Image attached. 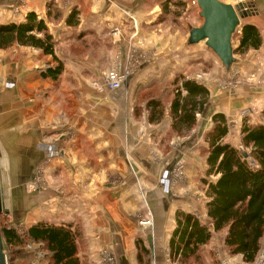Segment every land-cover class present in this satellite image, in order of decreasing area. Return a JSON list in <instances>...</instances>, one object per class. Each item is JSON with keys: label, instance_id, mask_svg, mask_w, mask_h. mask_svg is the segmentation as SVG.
I'll list each match as a JSON object with an SVG mask.
<instances>
[{"label": "crops", "instance_id": "obj_1", "mask_svg": "<svg viewBox=\"0 0 264 264\" xmlns=\"http://www.w3.org/2000/svg\"><path fill=\"white\" fill-rule=\"evenodd\" d=\"M178 1L185 5L180 17L167 14L170 9H179L177 0H0L3 24L23 21L30 11L46 20L56 41L57 59L64 65L63 73L54 81L41 75L46 67L58 64L53 56L21 46L19 50L27 55L21 57L24 61L19 64L18 56L12 61L0 52L1 81L5 84L7 101L13 97L10 91L14 93L16 85L19 104L23 106L20 117L23 114L27 117L33 96L34 106L40 111L37 115L41 117L34 120L39 134L37 143H26L30 146L23 152L15 147L13 153H8L14 180L10 187L16 203L14 209H24L26 219L37 204L44 214H49L54 203L62 211L61 217L70 218L66 216L69 212L71 222H81L84 227L82 247L89 264H103L105 251L118 264H140L136 246L142 228L138 224L140 216H151L152 220L144 231L151 261L168 264L177 213L181 208L191 212V202L181 200L172 191L170 180L175 161L164 156L158 159L155 154L160 140L157 137L170 129L169 109L157 123L149 122V112L141 116L133 113L137 91L154 81L163 86L165 79L180 71L188 56L190 60L198 58V45L189 43L190 29L201 26L203 19L189 0ZM224 1L234 5L239 1L254 3L255 15L242 20V24L253 23L258 27L262 45L252 48L244 58L235 56L236 62L231 67L221 61L212 73H207L205 81L210 91L207 108L197 113L198 127L189 136L180 137L175 152L188 150L194 144L201 146L203 120L208 126L218 113H225L233 122L235 133L242 128L244 113H250L253 122L263 120L264 0ZM50 3L54 4L52 8ZM73 10L79 13L77 24L67 22ZM71 45H77V49L80 46L81 52L71 51ZM14 63L19 67L16 81L12 73ZM115 67L126 80L121 87L110 90L102 83V72ZM25 68L38 74L34 82L39 88L34 95L29 93L33 86L25 81L24 87L18 86ZM237 74L244 77L238 80ZM220 78L224 79L222 88L217 84ZM94 83L102 85L97 87ZM1 100L0 113H8L5 122L12 127L18 118L10 107L6 111ZM52 120L64 122L67 127L62 125L55 131L47 127ZM226 140L238 144L230 135ZM49 158L54 159L52 163ZM37 170L55 176V185L62 193L53 191L47 183L41 186V191L30 192L28 184L34 182ZM190 177H194L191 171ZM24 192L27 196L23 201Z\"/></svg>", "mask_w": 264, "mask_h": 264}, {"label": "trees", "instance_id": "obj_2", "mask_svg": "<svg viewBox=\"0 0 264 264\" xmlns=\"http://www.w3.org/2000/svg\"><path fill=\"white\" fill-rule=\"evenodd\" d=\"M177 3L179 7L184 5L183 1L177 0ZM53 5L50 3L49 8ZM167 14L173 13L169 10ZM78 15V11L73 10L68 15L67 22L77 24ZM238 30L239 34H235L238 37L237 48L234 45V56L237 51L244 52L262 45V36L255 24L244 23ZM14 44L40 49L58 61L55 66L42 71L43 77L55 81L63 73L64 65L57 59L54 36L50 34L46 20L34 11L28 12L20 22H0V50ZM175 78L167 85H173L170 93L156 81L146 86L149 89L145 90V87L137 93L141 98L144 92L150 91L146 97L148 100L145 99L146 109L150 111V123L162 120L168 102L172 123L169 131L188 132L197 124V113L205 111L210 91L203 83L188 79L181 73L176 74ZM213 122V127L206 134L208 147L203 150L207 156L208 169L205 178L201 180L208 198L207 217L203 219L196 213L184 211L177 213V226L169 243L170 255L173 259L181 257L186 263L211 241L215 233L226 231L224 243L230 254L252 263L257 259L264 238V111L261 122L251 123L248 117L243 119V149L226 140L230 124L225 113L214 115ZM210 176L215 179H208ZM2 214L0 213V217ZM1 231L7 264H27L30 254L24 252V247L28 242L45 243L50 251L52 264H81L77 232L70 224L54 225L43 220L31 224L24 232L14 226H2ZM146 253L148 249L142 246L138 260L142 261V256Z\"/></svg>", "mask_w": 264, "mask_h": 264}, {"label": "rangeland", "instance_id": "obj_3", "mask_svg": "<svg viewBox=\"0 0 264 264\" xmlns=\"http://www.w3.org/2000/svg\"><path fill=\"white\" fill-rule=\"evenodd\" d=\"M183 7H184V5L183 6L180 5L179 9L175 8V9H170V10L174 15H175V13H177L178 15L177 14L176 15L179 16V15H181L182 12H184ZM192 7H193V5H192ZM195 13L196 14L200 13V11L198 9H196ZM173 14L168 15V16H174ZM202 22H203V20H202ZM238 31L236 33L237 35L239 34ZM237 37L235 35V42L233 43V45H236V48H237ZM197 45H198V58L195 60L193 57V59L190 60V57L188 56V58H186V61H184V65L181 66L182 68L180 69L179 72L181 74H183L184 77L191 79V80L194 79L200 83H203L206 86L207 82L205 81V78L207 77V73H209V72L212 73L217 68V65H219V63L221 64V61L218 62L219 57L217 56V54L213 51L212 48L205 45L204 42L197 43ZM76 46L72 47V45H71L69 47V49L73 52H75V50H77L75 53L78 54L81 52V47L79 46L80 49H77L78 47H76ZM19 47H21V46L18 44H14L12 46H9L7 49H1L0 52H3V54H6L12 61H14V59L18 56L19 58H17L18 60L16 62L21 64L24 61L21 59V57L26 56L27 54H26V52L22 54V52L19 50ZM24 48L25 47L23 46V49ZM26 49H24V50H26ZM27 50H29V49H27ZM32 51L35 53L37 52L35 50H32ZM251 51H252V49H250V50L247 49L244 52L237 51L235 56L244 58V56H247ZM31 54H29V55H31ZM17 68H19V67L17 66V64L14 63L12 66V73H13V77H14L15 81H16V70H17ZM1 69L2 68L0 66V100L1 99L4 100V103H1V104H3V105L6 104L5 105L6 111H7V107H10L11 109H13V111L15 112V114L18 118V121L14 125H12V127H10L11 125L9 126L8 122H5L6 121L5 117L7 116L8 113L7 114L0 113V158H1V164H2L1 173H2L3 188H5L4 199H5V208L7 211L6 213L3 212V214L0 217V228L2 226L13 228V226H14L20 232H24L27 230V228L31 224H34L36 222L43 221V220L48 222V223L54 224V225L70 224L73 226V229H75V231L77 232V242H78V247H79L78 255L80 258V262H81V264H89V262L86 258V255L84 254L85 247H82L83 244H85L84 241H82V235L84 234V232H83L84 227L82 226L81 222H77L75 224L73 223V221L71 222V220H73V217H71L69 212H67L66 216H70V218L68 217V219H65V218L61 217L62 211H60V209L56 208L57 207L56 203H54L50 206L49 214H47V213L44 214V212L42 213L40 211L39 204H37L35 207H33L31 212L29 210L30 213L28 214V217L26 219L24 217V214H25L24 209L19 210V211L14 209L16 206V203H15L13 193H11L12 189L10 188L11 184H12V182H14V180L12 179V175H11L10 170H9L10 160H9L8 153L9 154L13 153L12 151H15V147L20 152L21 151L23 152V150H26L27 145L30 146V144H32V143H37L36 141H37V138H39L38 137L39 134L36 132V130L38 131V129L34 125L35 124L34 120H35V117H38L39 120L41 119V117H39L40 115H37V113L40 112L37 110V106H34L35 96H33V99H31V106H29V108H28L30 111V112H28V115H27L28 118L26 117L28 120H26L24 114L20 117V111L19 110H21V109L23 110V106H22V104L21 105L19 104L20 98H18V96L16 94L17 87L15 85L14 93L12 92V89H11L10 93H12V96L14 98L10 97L9 102H8L7 98H6V95H8V94L6 93L7 91L5 88V84H4V81H1ZM46 69H47V67H46ZM113 69H117L118 71L122 72L117 67L110 68V70H113ZM106 70H109V69H106ZM179 72L176 74L177 75L180 74ZM234 73H236V71H234ZM176 74H175V76H176ZM36 75H38L37 72H36V74H33L32 72H28L27 69L25 68L23 78H21V76H20V79L18 81V86L20 87V85H21L22 87H24L23 82L25 81L26 85H32L33 86L32 89L29 90V93L34 95L36 90L39 88V85L34 82V78ZM175 76L165 79L166 82H164V84L162 86L164 88V90L168 93H170V91L172 92L173 85L169 86V87H167V85L171 84L176 79ZM236 77H238V80H240L244 76L237 74ZM30 80H32V81H30ZM223 80H224L223 78H220L218 80V83H217L221 86V88L224 87L223 86L224 85ZM2 82H3V84H2ZM33 83H35V84L33 85ZM96 84L97 83H94V85H96ZM219 85H218V87H219ZM34 87H36L35 91H33ZM165 87H167V88L165 89ZM40 88H41V86H40ZM163 88H161V89H163ZM161 89H156V90H161ZM22 90L23 89L20 88V91H22ZM149 92L150 91L144 92V94L142 95L141 98H139L138 96L137 97L135 96V98H136L134 101L135 104H133L134 115L141 116V114H144L147 112L150 113L149 109L145 108L146 103L144 101L146 99V97H148V95L150 94ZM22 95L23 94L20 93L21 98H23ZM209 99H210V96H209ZM209 99H208V101H209ZM6 102H8V103H6ZM167 103L165 105V108L170 109V108H168L169 105ZM37 105H38V103H37ZM206 108H207V105H206ZM167 109H166V111H167ZM244 109H246V108H244ZM249 114L250 113H244V115L246 117H248L249 121H251L252 119H251V117H249ZM228 121L230 124L229 125L230 128H229V133L227 136L230 135L232 137H235L236 140L238 141V144H236V146L238 145L237 146L238 148L243 149L242 142H241V139H242L241 129L239 130V132L237 131V129H236V133L233 132V128H234V125L232 124L233 122H231L230 119H228ZM252 122L253 121H251V123ZM258 122H261V120ZM205 123H206L205 120H203V125H204L203 132L204 133H203L202 137H203L204 143L201 146L194 144L192 147H189L188 150H178V152H175V150L178 149L177 144H178V141H180V137L182 138V137L189 136L193 129L192 130L190 129L188 132H184V130H183L182 132L171 133L172 130L169 131V128H168V131L166 133H163L162 135L157 137L158 139L160 138V140H157L158 150L155 152V154L158 155V159H160L164 156V157H167V158L175 161L174 166H173V171L171 174V180H170L172 191L174 192V195L176 197H179V198L181 197L180 198L181 200L187 199L189 203L191 202L192 209H191V212L190 211L189 212L194 213V214L196 213V214L200 215L203 219H206V217H207L206 203L208 202V198L205 195L204 185L201 182V180L203 178H205L206 171L208 169L207 164H206L207 156L205 153H203V150H205L208 147L206 134L213 127L214 122L213 123L210 122L208 124V126H206ZM62 125L65 126L66 124L64 122L54 123L53 120L47 123V127H49V128L52 127L55 131H56V128L62 127ZM198 125L199 124H197L194 127V129H196L198 127ZM169 126L171 127V125H169ZM4 127H6L7 129ZM65 127H67V126H65ZM227 136H226V139H227ZM22 142L25 145H22ZM28 142L30 144H26ZM232 142H234V141L231 140L230 143H232ZM175 153H177V154L179 153L177 157H174ZM12 157H13V155H12ZM16 158L17 157H14V160H16ZM52 159L53 158H49V162ZM51 163H52V161H51ZM190 171H191V173L194 174V177H190ZM208 179L214 180L215 177L210 176ZM55 180H56L55 176H53V175L47 176V174H45L44 172L37 170L35 173V177H33V179H32V181H34V182H30L28 184V187H29L28 190L30 192L35 193V191L40 190V188H42L41 186L44 183H47L48 186L53 187V189H52L53 191L56 192L58 190L57 192L62 193L61 188L58 187V184L55 185ZM178 186H179V188H178ZM181 186H183V188H181ZM21 196L23 197V201H24V198L27 196V194L24 192V193H22ZM67 202H71V201L67 200ZM181 209L178 212H180ZM182 211H184V210H182ZM67 221H69V222H67ZM146 221H149L150 224L145 225L144 222H146ZM151 222H152L151 216L150 217H146V216L141 217L140 216L138 218V224L140 225V227H142L139 229L141 232L138 235V239L136 241L138 255L140 253V250L142 249V246L146 247V249L149 248V245H148L147 239H146V233L144 231H146L148 229L147 227H150V225H152ZM174 231H172L171 235H173ZM225 235H226V231L215 233L213 235V237L211 238V241L207 245L201 247L200 250L196 253V255L193 256L191 259H189L186 263L181 260V257H176L175 259H173V257L170 255L171 251L169 250L170 251V253H169V251L167 250L168 254H169L168 258L170 260L168 262V264H222V261L224 259L231 260L233 263H236V264H248L240 256L230 254L228 249L225 247V243H224ZM170 237H169V239H170ZM168 242H169V240H168ZM24 249H26V251H24L25 253L30 254L29 258L27 260V264H52L50 262V259H51L50 251L47 248L45 243L43 244V243H38V242H28V244H26ZM141 260L142 261L138 260L140 264H153V262L151 261V258H150V248L148 249V253H146L142 256ZM103 264H104V262H103Z\"/></svg>", "mask_w": 264, "mask_h": 264}, {"label": "water", "instance_id": "obj_4", "mask_svg": "<svg viewBox=\"0 0 264 264\" xmlns=\"http://www.w3.org/2000/svg\"><path fill=\"white\" fill-rule=\"evenodd\" d=\"M200 15L203 18L201 26L190 29L189 43L204 42L213 49L220 61L226 67L235 62L233 37L241 27L242 20L255 15L254 3L239 1L231 4L224 0H198ZM248 156V153H245ZM1 158H0V213L7 212L4 203V188L2 187ZM0 264H7L4 236L0 228Z\"/></svg>", "mask_w": 264, "mask_h": 264}, {"label": "built area", "instance_id": "obj_5", "mask_svg": "<svg viewBox=\"0 0 264 264\" xmlns=\"http://www.w3.org/2000/svg\"><path fill=\"white\" fill-rule=\"evenodd\" d=\"M189 1L191 5H193L194 8L200 11L198 0H189ZM102 79H103L102 83L105 84L110 90H116L117 88L121 87L122 84L126 80L125 75L122 72L118 71L117 69H113V70L109 69V70L103 71ZM102 83H99V84L97 83L96 86L100 87ZM144 224L149 225L150 222L146 221L144 222ZM262 243L263 245L256 257L257 259L254 262L248 263V264H264V238H263ZM102 258H103L104 264H118L114 256L108 251L102 252ZM222 264H236V263H233L231 260L224 259L222 261Z\"/></svg>", "mask_w": 264, "mask_h": 264}, {"label": "flooded vegetation", "instance_id": "obj_6", "mask_svg": "<svg viewBox=\"0 0 264 264\" xmlns=\"http://www.w3.org/2000/svg\"><path fill=\"white\" fill-rule=\"evenodd\" d=\"M25 166H26V164H25Z\"/></svg>", "mask_w": 264, "mask_h": 264}]
</instances>
